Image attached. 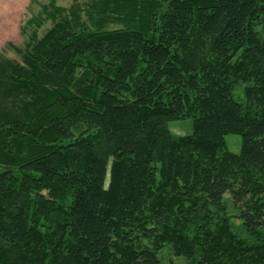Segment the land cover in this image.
Returning <instances> with one entry per match:
<instances>
[{
	"label": "trees",
	"instance_id": "obj_1",
	"mask_svg": "<svg viewBox=\"0 0 264 264\" xmlns=\"http://www.w3.org/2000/svg\"><path fill=\"white\" fill-rule=\"evenodd\" d=\"M113 1L0 51V264H264V0Z\"/></svg>",
	"mask_w": 264,
	"mask_h": 264
},
{
	"label": "rangeland",
	"instance_id": "obj_2",
	"mask_svg": "<svg viewBox=\"0 0 264 264\" xmlns=\"http://www.w3.org/2000/svg\"><path fill=\"white\" fill-rule=\"evenodd\" d=\"M110 5L113 0H0V51L9 57H16V48H23L27 42L41 37L54 23L47 11L53 12L56 7L67 10L78 8L84 21L87 20L85 12L90 10L93 3ZM111 9V8H110ZM111 12V11H110ZM109 12V13H110ZM68 13V12H65ZM59 18L56 15L55 20ZM124 26L120 21L111 19L104 24L106 29H114ZM255 30L260 38L264 39V26L256 24ZM235 98L243 99V85L239 84L234 90ZM192 121L189 118L171 121L169 130L173 136H182L191 132ZM227 149L233 153H239L241 149V137L238 134L229 133L224 136ZM108 183V173L105 184ZM232 225L237 230L239 220L232 218ZM147 243V240H143ZM159 264H181L185 259L173 255L168 245H163L158 251Z\"/></svg>",
	"mask_w": 264,
	"mask_h": 264
}]
</instances>
